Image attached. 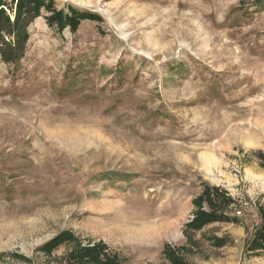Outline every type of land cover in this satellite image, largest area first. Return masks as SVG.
Wrapping results in <instances>:
<instances>
[{
    "label": "rangeland",
    "instance_id": "1",
    "mask_svg": "<svg viewBox=\"0 0 264 264\" xmlns=\"http://www.w3.org/2000/svg\"><path fill=\"white\" fill-rule=\"evenodd\" d=\"M52 9L0 57V264H264V0Z\"/></svg>",
    "mask_w": 264,
    "mask_h": 264
},
{
    "label": "trees",
    "instance_id": "2",
    "mask_svg": "<svg viewBox=\"0 0 264 264\" xmlns=\"http://www.w3.org/2000/svg\"><path fill=\"white\" fill-rule=\"evenodd\" d=\"M53 3L54 0H18L16 4V14L14 15V20H12L7 13V8L9 9V6L5 4L4 0H0V57L3 62L16 65L21 61L24 56L25 47L30 39L28 32L30 24L34 19L41 16L42 9L53 10ZM83 20L100 21L97 16L92 15L89 12H74L67 20V24L75 31L79 23ZM48 22L49 26L61 24L60 19H56L53 16L48 18ZM209 190L210 189H207L206 192ZM213 190L215 192L218 191L217 189ZM209 203L210 205H213L212 202ZM220 218L225 219L223 216ZM218 219L219 217L215 216L214 213L200 211L196 213L195 219L189 224V226H202L203 224L211 223ZM71 238L72 236L70 234L64 233L52 240L43 248V250H46L50 246L58 247ZM256 240L257 244L260 245L259 249L264 250V227L258 232ZM70 263L120 264V257L116 253H109L106 246L99 244L94 245L93 247L82 248L78 252L73 253ZM174 264L183 263L175 261Z\"/></svg>",
    "mask_w": 264,
    "mask_h": 264
}]
</instances>
